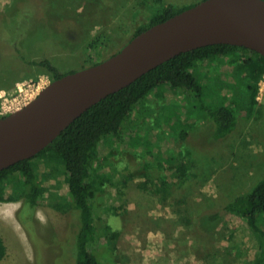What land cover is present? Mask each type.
<instances>
[{"label": "rangeland", "instance_id": "374dc122", "mask_svg": "<svg viewBox=\"0 0 264 264\" xmlns=\"http://www.w3.org/2000/svg\"><path fill=\"white\" fill-rule=\"evenodd\" d=\"M14 1L0 0V11L11 7ZM45 1L47 11L59 19L52 26L53 22L46 17L34 23L28 17L26 28L23 27V46L29 48L30 58L47 52L46 57L64 74L108 59L130 39L137 24L122 19L132 16L141 22L148 16L134 7L140 0ZM164 1L185 6L204 0ZM147 2L152 4L153 0ZM121 21L130 24V32L124 37L117 33ZM112 35L114 43L103 42ZM8 60L0 65V117L19 111L52 82L46 70L8 67ZM202 71L210 85L220 86L215 93L209 88L207 99L215 94L219 98L236 93L234 87L245 74L238 69L237 62L231 65L223 58L205 62ZM255 100L260 114L248 117L240 112L234 131L215 140L212 119L195 108L194 103L188 108L190 114H186L182 94L161 86L142 105L143 110L133 115L132 135L137 144L132 147L112 138L99 142L100 166H107L105 160L112 154L117 158L114 163L121 178L112 179L115 184L106 181L97 193L100 229L104 233L106 229L118 233L117 238L109 240V247L97 243L96 258L102 264H252L259 257L261 248L257 240L237 215H227L210 234L200 235L196 231L200 213L250 192L264 178V96ZM177 119L190 126L184 141H178L181 130L175 128ZM170 158L178 162L184 159L190 170L185 180L175 179L167 190L159 191L161 179H169L177 168L178 163ZM35 163L41 165L37 174L42 175L47 189L45 197L34 212V223L30 221L33 212L28 205L21 208V202H0V237L6 247L0 264H46V260L47 264H54L59 255L61 264L62 256L67 257L72 251L71 212L60 207L69 203L66 169L58 165L60 170L48 179L46 173L51 167L41 158ZM107 172L113 174L106 167ZM26 221L30 235L24 228ZM260 226L264 229L263 220ZM103 238L102 242H106ZM101 246L110 249V253L100 250Z\"/></svg>", "mask_w": 264, "mask_h": 264}, {"label": "trees", "instance_id": "16d2710c", "mask_svg": "<svg viewBox=\"0 0 264 264\" xmlns=\"http://www.w3.org/2000/svg\"><path fill=\"white\" fill-rule=\"evenodd\" d=\"M193 6L179 5L164 0H153V3L149 4L147 0H140L134 4V7H138L137 9L142 10L148 16L141 22L135 20L137 17L132 16L122 19L124 22L128 20L137 24L134 26L130 39L123 43L119 51L143 31ZM47 8L45 0H15L11 7L5 11H0V65L9 58L8 67L29 68L30 71L44 69L52 76V81L66 75L61 73L58 67L46 57L47 52L45 54L40 53V57L30 58L27 53L29 48L25 49L23 46V35L26 33L24 31L26 28L25 20L28 17H32L33 21L31 22L33 23L40 22V19L46 17L50 23L53 22L52 26L54 20L59 19L54 17L50 11L48 12ZM126 8L125 6L123 10ZM120 15L123 17L122 14ZM124 22L121 21L122 26L117 30V33L123 35L122 37L130 32L128 31L130 24ZM104 39V43L115 42L114 35L106 36ZM218 58L228 59L231 65L237 62L238 69L244 70L245 74L234 87L236 93L220 95L219 98L215 94L207 99L209 88L213 89L215 93L220 86L218 84L210 85L208 76H203L202 68L205 62H215ZM263 75L264 57L244 47L216 44L176 56L143 75L128 87L107 96L89 108L34 158L21 161L0 171V202H21V208L28 205L33 212L30 221L34 223V212L43 202L47 191L41 180L42 175L38 176L37 174L41 165H37L35 160L41 158L43 163H47L51 167V170L46 173L48 179L52 177L51 175L55 170L58 171V165H63L64 170L66 169L69 203L60 207L71 212L72 222L69 230H72L73 248L70 255L67 256L68 258L65 255L62 256L64 258L62 263L102 264L96 258V253L99 251L97 243L108 246L109 240L112 241L117 238L118 233L111 229H106L104 233L100 229L101 218L96 212L97 193L105 187L106 181L115 184L112 179L118 178L120 180L121 178L118 174V165L114 163L117 158L111 157L112 154L105 160L107 166H104V169L100 166L98 162L99 142L103 139L112 138L116 143H125L132 147L135 142L137 144V141L134 140L136 136L132 135L135 121L133 115L143 110L142 105L145 104L154 90L161 86L182 94L187 104L186 114H190L188 108L191 104H196L195 108L205 112L213 121L215 129L213 139L222 140L234 131L237 115L240 112L245 113L248 117L260 114L255 99ZM181 116L183 117V114ZM178 119L175 122V128L181 130L179 136L177 135L178 141H184L190 126L187 122L183 121L182 123ZM121 158L125 159L126 157L122 156ZM130 158L133 157L130 156ZM111 159L114 160L112 163ZM170 159L178 163L177 168L169 179H161L159 191L161 189L167 190L169 184L175 179L185 180L189 173L190 168L184 159L179 162L175 158ZM106 167L113 174L108 172L106 174ZM104 175L106 179L103 178ZM130 177H133V174H130ZM229 214L237 215L245 221L253 238L257 240L261 248L259 257L252 264H264V229L260 226V221H264V178L259 180L250 192L236 197L222 207L200 213L196 223L197 233L200 235L212 233L215 227ZM17 218L18 220L21 219L18 212ZM28 222L26 221L24 228L30 235L28 226H26ZM31 230H35V228ZM103 236L106 238V242H102L104 241ZM104 247L106 248V246ZM105 248L101 246L100 250L110 253V249ZM5 254L6 247L0 237V260L5 257ZM41 254H43L42 251H40ZM60 256L56 257L54 264L61 262Z\"/></svg>", "mask_w": 264, "mask_h": 264}, {"label": "water", "instance_id": "95a60500", "mask_svg": "<svg viewBox=\"0 0 264 264\" xmlns=\"http://www.w3.org/2000/svg\"><path fill=\"white\" fill-rule=\"evenodd\" d=\"M216 44L264 57V0H204L108 59L53 80L25 107L0 117V171L34 158L89 108L163 63Z\"/></svg>", "mask_w": 264, "mask_h": 264}, {"label": "built area", "instance_id": "2783aa9c", "mask_svg": "<svg viewBox=\"0 0 264 264\" xmlns=\"http://www.w3.org/2000/svg\"><path fill=\"white\" fill-rule=\"evenodd\" d=\"M264 96V75H263V78H262V80H261V82H260V84H259V91H258V94H257V100H260L262 97ZM35 99V98H34ZM33 99V100H34ZM22 100H27V96H24V98L22 99ZM22 100H20V101H18V103H21L22 102ZM30 103V102H29ZM28 103V104H29ZM26 106V105H25ZM24 106V107H25ZM22 109V108H21Z\"/></svg>", "mask_w": 264, "mask_h": 264}]
</instances>
